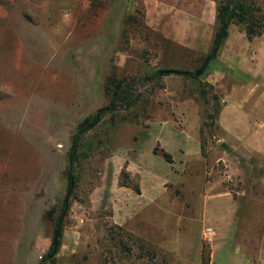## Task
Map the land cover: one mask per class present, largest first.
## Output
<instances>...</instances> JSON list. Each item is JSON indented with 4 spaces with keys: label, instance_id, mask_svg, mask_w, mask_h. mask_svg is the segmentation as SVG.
<instances>
[{
    "label": "rangeland",
    "instance_id": "rangeland-1",
    "mask_svg": "<svg viewBox=\"0 0 264 264\" xmlns=\"http://www.w3.org/2000/svg\"><path fill=\"white\" fill-rule=\"evenodd\" d=\"M250 1L264 24V0ZM208 54L152 31L140 0H0V264H184L178 252L146 245L110 222L121 202L117 179L138 188L128 172L137 170L129 165L132 150L151 170L148 188L166 180L168 203L186 206L187 217L200 208L193 236L205 220L221 236L264 238V154L220 128L236 121L240 133L250 129L246 143L264 144L257 126L264 127V31L249 41L232 24L218 58L193 79ZM160 71L183 75L155 77ZM229 75L245 86L239 104L246 113L223 118V106L238 102L225 84ZM112 80L133 84L135 108L117 102L83 132L109 107ZM187 135L199 140L202 158L189 164L193 177L184 187L175 182L182 161L169 164L160 147L187 151ZM211 187L236 201L217 194L204 203ZM209 245L202 241L201 264Z\"/></svg>",
    "mask_w": 264,
    "mask_h": 264
},
{
    "label": "crops",
    "instance_id": "crops-1",
    "mask_svg": "<svg viewBox=\"0 0 264 264\" xmlns=\"http://www.w3.org/2000/svg\"><path fill=\"white\" fill-rule=\"evenodd\" d=\"M141 1L144 7L146 24L152 31L162 35L183 49L201 54L210 53L217 30V2L215 0ZM239 82L234 76L230 75L225 79V84L234 92V97L238 99V102L235 101L233 105L225 104L223 106V118L228 113H246L245 106L239 103L243 102L247 93L244 90L245 86ZM241 94L242 96H240ZM237 123L235 121L229 125L223 122L220 128L228 133L236 145H247L252 147L255 152L264 154V144L260 145L263 139L259 144L256 142L246 143L251 136L247 134L250 129L246 128L240 133V124ZM257 126L258 130L264 129L259 124ZM187 136L190 137V139H186L188 150H179L180 152L177 151L178 154L167 151L164 146L160 147V145H157L162 152L170 156L172 162L182 161L184 169L180 174L176 173L175 182L179 185L184 184V187L187 185V179L193 177V171L190 172L189 164L202 158L201 147L199 140L196 139L197 137ZM255 136L257 135L255 134ZM255 138H258V136ZM132 152L135 153L137 158L130 162L129 165H136L137 170L135 172L130 171L128 165V172L131 174L132 180L136 181L134 186H138V188L120 186L117 179L115 185L116 193L114 195L121 202H118L116 208L115 206L113 208V215L110 218L111 224L129 231L146 245H154L160 250L178 252L177 256L182 257L184 264L202 263L201 251L202 241L204 240H209L210 244L208 264H264L262 249L260 252L256 251L257 248H262V245H259L264 242L262 237H254L253 235H238L240 236L238 237L237 233L236 236L230 238L221 236L216 228L204 220L201 230L198 234H194L195 238L192 233L197 231L194 228L192 229V226H195V219L200 215V208L197 207V212L193 217H187L185 214L186 206L168 203L165 191L166 180L160 181L157 187L152 185L148 188L149 184L152 183L147 178V176H150L151 170L145 166L144 162H141V152L138 150H132ZM153 155L158 156L154 154V150ZM175 155L180 156L175 159ZM218 190L212 187L209 191L207 190L206 194H203V202L207 204L210 197L217 194L236 201L230 191ZM182 227H186V230L184 231ZM206 229H212V234H206ZM243 237L246 238L245 242H250L249 245L240 243ZM84 238H87V235ZM254 242L260 243L254 245L252 244Z\"/></svg>",
    "mask_w": 264,
    "mask_h": 264
},
{
    "label": "trees",
    "instance_id": "trees-1",
    "mask_svg": "<svg viewBox=\"0 0 264 264\" xmlns=\"http://www.w3.org/2000/svg\"><path fill=\"white\" fill-rule=\"evenodd\" d=\"M141 1V0H140ZM217 2V30L215 33V39L213 42L212 49L210 53L205 57L203 64L209 59V64L215 60L218 56V50L222 46L223 42L228 37V29L230 25H236L241 26L244 29V33L249 41L254 39L255 37H260L263 35L264 31V24L262 23L261 18H259L256 14L259 12L254 9V4L252 1L250 3H247V0H215ZM142 3V1H141ZM143 6V4H142ZM144 8V7H143ZM155 77H162L159 75V73L155 74ZM198 79V78H195ZM150 81L153 79H149ZM125 81V80H124ZM112 84V89L107 90L106 92H111V99L109 103L108 108L100 109L97 111L95 116L92 119V122L87 125L85 129H83V132H88L94 128H96L103 117L112 112L113 107L117 106V102L125 103L128 105V108H135V104L137 103L138 96L135 97V99H132L133 92V84L127 85L123 87V81H108V83ZM108 84V86H109ZM132 99V100H131ZM131 100V101H130ZM82 126H85V123L82 124ZM80 142L79 136H76L73 140V147H72V156L74 154V151L78 148ZM158 149H154V154H157ZM162 157L170 163L171 158L168 154L162 152ZM67 209V206L64 205L63 211ZM59 226V225H58ZM58 226L55 230V234L58 230ZM62 228V227H61ZM60 228V231L58 232L57 236V242H56V248H54V243H52V246L50 247V255L49 259H54V257L58 254L59 248H60V238H61V232L62 229ZM54 241V240H53ZM51 256V257H50Z\"/></svg>",
    "mask_w": 264,
    "mask_h": 264
},
{
    "label": "water",
    "instance_id": "water-1",
    "mask_svg": "<svg viewBox=\"0 0 264 264\" xmlns=\"http://www.w3.org/2000/svg\"><path fill=\"white\" fill-rule=\"evenodd\" d=\"M209 62L210 60L208 59L204 64L203 66L193 75V79L195 78H199L200 76L203 75L204 71L206 70V68L208 67L209 65ZM159 75L160 76H168V75H178V76H181L183 74L181 73H178V72H175V71H160L159 72ZM72 187H73V184H72ZM66 206H67V202H66ZM62 227V221L59 223V226H58V230L55 234V237H54V248H56V242H57V236H58V232L60 231V228Z\"/></svg>",
    "mask_w": 264,
    "mask_h": 264
},
{
    "label": "built area",
    "instance_id": "built-area-1",
    "mask_svg": "<svg viewBox=\"0 0 264 264\" xmlns=\"http://www.w3.org/2000/svg\"><path fill=\"white\" fill-rule=\"evenodd\" d=\"M205 233L208 234V235H211L212 234V229H206Z\"/></svg>",
    "mask_w": 264,
    "mask_h": 264
}]
</instances>
